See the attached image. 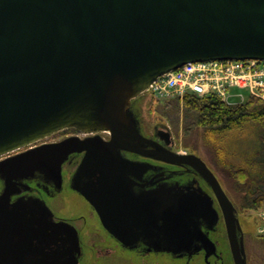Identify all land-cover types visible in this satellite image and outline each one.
<instances>
[{
  "label": "water",
  "instance_id": "obj_1",
  "mask_svg": "<svg viewBox=\"0 0 264 264\" xmlns=\"http://www.w3.org/2000/svg\"><path fill=\"white\" fill-rule=\"evenodd\" d=\"M264 61V0H0V157L59 131L68 137L0 162V264H77L79 239L39 200L9 202L18 180L40 175L62 187V165L83 153L71 189L95 211L103 229L125 246L148 238L154 250L179 255L218 221L200 187L159 186L134 192L141 164L122 151L190 166L210 188L233 264H247L236 209L201 158L165 146L170 134L144 137L130 100L186 63ZM136 172H139L136 174ZM181 256V255H179Z\"/></svg>",
  "mask_w": 264,
  "mask_h": 264
},
{
  "label": "rangeland",
  "instance_id": "obj_2",
  "mask_svg": "<svg viewBox=\"0 0 264 264\" xmlns=\"http://www.w3.org/2000/svg\"><path fill=\"white\" fill-rule=\"evenodd\" d=\"M241 93L247 97L246 92L242 91ZM259 100L264 101L262 99ZM135 102L140 127L146 136H153L156 129L169 132L171 148L175 152L179 154H194L201 158L210 168L220 182L227 197L234 205L238 214V219L241 225H243L247 264H264V249L260 246V242H258V235H263L264 233V218H260L259 215H264V212L240 209V197L235 190L234 180L231 179L230 172L224 163H222V161L220 163L218 158V150L222 151V158H224V156L228 157L231 152L232 159H224L225 162L243 165L245 159L240 156L241 153L239 151L241 150L243 153L245 150L247 152L249 151V149L246 148L248 147L249 141L254 138V129L245 127L239 131L224 133V136L223 134H218L214 135L213 138L207 137L205 135V130L196 125V115L187 112L184 97L169 98V100L159 101V99L151 96H139ZM231 102L235 103L237 100H232ZM52 138L57 140L61 138V136ZM218 139H220V142ZM47 141L50 140L47 139ZM76 168L75 163H67L64 165L62 170L61 190L58 192L53 191V196L47 201L55 216L68 219L80 231L83 245L89 249L90 247H94L93 250L97 251V245L106 240V234L98 225H92V223H96L97 220L95 214L89 209L90 206L87 202L71 189V178ZM203 185L205 191L214 197L210 188L206 184ZM215 209L220 213L216 200ZM213 236L217 251L223 256V263L233 264L222 220L217 226ZM80 262L81 264H130L127 260L116 256L101 259V254H95V252H93L92 255L86 253L85 257H83ZM167 264L206 263L203 257L200 256L192 259L190 263L186 260L173 261L167 258Z\"/></svg>",
  "mask_w": 264,
  "mask_h": 264
},
{
  "label": "flooded vegetation",
  "instance_id": "obj_3",
  "mask_svg": "<svg viewBox=\"0 0 264 264\" xmlns=\"http://www.w3.org/2000/svg\"><path fill=\"white\" fill-rule=\"evenodd\" d=\"M129 109L137 117V120L139 121L138 111L136 108L135 100H132L130 102ZM139 128H140L141 134L144 137L151 139L153 141H156L157 143L164 146L163 142H161L156 137V134L161 130L156 129V132L153 134V136H146L140 127V121H139ZM102 134H103V136H102ZM56 136H61V138H59L57 140L52 138V137H56ZM92 136H99L101 138V140L104 142H107L110 139V135L107 132H100L97 134H85L82 132H78L74 128H68V129L59 131L57 133H54V134H52V135H50V136H48V137H46L40 141H37V142H35L29 146L21 148L17 151H14L12 153L7 154V155L1 156L0 162L7 159V158L15 156L17 154H21L27 150L34 149L36 147H39V146L45 145V144L60 142V141L66 139L68 137H76L79 139H85V138H89ZM47 139H49L50 141H47ZM165 147L167 149L171 150L172 152L179 154L171 148V140H170L169 146H165ZM187 154H189V153L179 154V155H187ZM83 155H84L83 153L71 154L68 157L67 161L64 162V164L62 165V170L64 168V165L67 163H71V164L75 163L76 167H77L78 164L80 163ZM121 155L124 158H126L127 160L141 164V166H142L141 170H143V174L140 176V179H136L135 177H131V179L135 183V185L133 186L134 192H139L141 190H152V189L158 188L159 186L163 185L166 187H173V188L189 187L190 189L200 187L202 189V191H204L207 195H209L205 191V187L203 185V184H205V182L188 165L169 164V163L149 159V158H146V157L134 154V153L125 152V151H122ZM138 173L139 172H136V174H138ZM16 184L17 185L13 189L14 194H12L9 197L10 203H14L18 200H25V201L26 200H39V201L43 202L53 214V211L49 207L47 200L51 199V197L53 196V191L54 192H58V191H56L55 189L53 190L51 183L46 182L40 175L36 174L33 178H29V179H25V180H18L16 182ZM3 190H4V179L0 177V195L3 193ZM209 196L213 200V207L215 208V199L211 195H209ZM89 209H91V211L95 214L96 219H97L96 223H92V225H98V227L102 231H104V233L106 234V237H105L106 240L102 241L99 245H97V247H96L97 251L93 250L94 247H92V248L90 247V249H89L83 245V241L81 240L80 231L72 224L71 221H69L68 219L63 218L61 216H55L53 214V220L55 222H59V221L66 222V223L70 224L71 226H73L77 231L78 239H79V255L77 256V264H81L80 260L83 257H85L86 253L88 255H92L93 252H95V254L100 253L101 259L102 258H108L110 256H116L118 258L121 257V258L127 260L130 264H167V258H170L173 261L174 260H186L187 262L190 263L192 261V259L200 257V256L203 257V260L205 261L206 264H224L223 263V256L221 255L220 252L217 251L216 243H214V241H213V239H214L213 235L215 234L217 226L219 225L220 221L222 220V216L220 215V213L218 211H217L218 212V221L211 228H209L206 225V223L201 222L200 227H201L202 232L204 234H206V236L209 238V240L211 242H213V244L216 247V254L205 258V251L202 248L199 249L198 243H196L195 248H193L189 252L179 254L181 256H179L178 254L173 255L171 253L154 250L153 243L151 242V240H148V238H146V239L145 238H139L132 245L125 246L120 241H118L117 239H115L111 235H109L103 229L95 211L91 207ZM236 216L238 218L237 211H236ZM239 223H240V220H239ZM240 226L242 229L243 239H244L243 225H241V223H240ZM244 248H245V245H244Z\"/></svg>",
  "mask_w": 264,
  "mask_h": 264
},
{
  "label": "trees",
  "instance_id": "obj_4",
  "mask_svg": "<svg viewBox=\"0 0 264 264\" xmlns=\"http://www.w3.org/2000/svg\"><path fill=\"white\" fill-rule=\"evenodd\" d=\"M184 98L187 112L196 115V125L205 130L207 137L224 136V133L245 127L254 129V138L246 148L249 151H239L245 159L243 165L225 162L224 159H232L231 152L228 157L222 158V151L218 150V158L234 180L240 209L264 212V101L251 98L243 104L229 106L215 97L187 95ZM258 236V242L264 249V233Z\"/></svg>",
  "mask_w": 264,
  "mask_h": 264
},
{
  "label": "built area",
  "instance_id": "obj_5",
  "mask_svg": "<svg viewBox=\"0 0 264 264\" xmlns=\"http://www.w3.org/2000/svg\"><path fill=\"white\" fill-rule=\"evenodd\" d=\"M242 91L247 93V97ZM145 93L159 101L187 95L215 97L229 106L243 104L252 97L264 100V62L243 60L186 63L158 77L146 88ZM259 216L264 218L263 214Z\"/></svg>",
  "mask_w": 264,
  "mask_h": 264
}]
</instances>
